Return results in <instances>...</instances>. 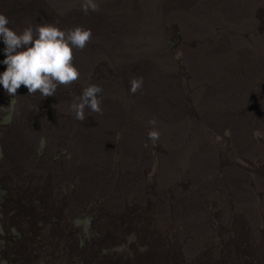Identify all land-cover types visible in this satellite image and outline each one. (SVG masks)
Returning <instances> with one entry per match:
<instances>
[{"label": "rangeland", "instance_id": "obj_1", "mask_svg": "<svg viewBox=\"0 0 264 264\" xmlns=\"http://www.w3.org/2000/svg\"><path fill=\"white\" fill-rule=\"evenodd\" d=\"M126 1L94 0L98 4V10H90L87 13L81 11V17L89 21L85 22L87 27H91L94 23L96 26L99 25L100 30L107 31L104 39L108 41L113 36L111 32L117 33V30L111 25L113 19L106 13V9H110L111 13L115 14V20H122L120 14L122 9H125ZM203 1L205 0H156L152 10L147 12V16L154 29L157 26L161 27L160 41H163L166 35L173 34L169 38L178 46L177 51L181 54L177 55L185 60L190 47L184 39L182 21L186 23V30H193L188 34V41L199 35L205 36L207 40L212 37L214 41L209 46L211 48L205 51V59L208 63H205L203 69V76L209 77L213 74L211 70L215 69L209 53L217 54L223 46L230 49L232 43L226 38L237 35L231 26L221 24L225 18L211 16L216 15L217 9L223 12H242L253 0H206L204 5H201L200 2ZM191 3L192 6L185 12L184 5ZM29 5L32 7L24 9V12L18 5L13 6V12L10 14L13 15L16 23L22 19V25L49 23L48 18L56 12L54 9H49L47 0ZM198 7V12L193 13L192 24L189 13ZM34 9H39L43 13ZM207 15H211L210 22ZM6 16L10 18L9 15ZM68 17L70 24H75L79 12L74 10ZM137 25L138 23L134 21L131 27ZM72 28L71 25H67L61 29ZM254 29L255 26L249 21L244 31ZM260 37L264 39V33L255 36L253 42L257 46L256 55L263 60L264 72ZM216 38L219 40L218 43L215 41ZM116 40L120 46L134 44L139 48V53L146 52L143 40H138V37L132 33H128L125 38L118 35ZM242 40L248 42L249 37L245 36ZM222 44L225 45L221 46ZM261 45L264 46V42ZM137 47L134 48V53L138 52ZM162 50L175 69L173 83L171 85L170 82L169 87L172 86L171 90H175V94L178 93L176 94L178 101L173 96L170 99L164 98L167 80H171L168 73L166 75L170 77L169 79H166L165 75L155 77L154 84L159 82V79H166L159 82L161 84L159 88L146 87L148 80L143 76L152 73L146 70L140 60L121 61L120 64L112 57H108L112 62L109 63L102 58L103 55H99L96 62L94 61V67L97 66L96 69L99 71H110L108 75L106 72L104 75L98 73L96 79L83 76L82 79L74 81V85L69 84L71 89L69 95L55 92L54 96L43 97L37 92L31 96L39 97L44 101L51 97L57 99L73 94L79 96L84 87L95 84L102 89L99 94L102 109L100 113L86 108L85 119L80 121L74 118L70 108L55 109L50 114L52 119H46L47 125H41L40 121L43 117L41 118L40 115L37 116L38 121L25 123L19 118L16 106L10 105L9 112L7 106L0 104V131L11 128V131L18 133L20 125H26L29 132L24 138L25 142L18 147V154L9 147H5V151L0 147V264H170L169 260L175 257L170 251L171 248H174L178 254L186 252L195 257L196 264H264V203H257V211L255 206L250 213L251 215L255 211V215L251 217L241 211L235 196V191L243 189L253 196V201L264 198V190L258 192L255 185L257 178L264 183V164L261 165L262 162L257 161L256 156L249 159L224 153L223 143L216 144L212 151L209 149L208 158L213 156L209 163L205 157H201L200 145L202 136L208 133L207 129L224 131L226 135H229L231 130L222 121L218 125L207 124L210 117L217 114L216 108L208 111L211 108L210 103L201 107L199 115L195 113L206 96L211 93L216 94L223 85L224 76H215L209 87L205 84L204 78L200 77L197 67L192 69L193 74L186 69L180 71L176 57L167 49L162 48ZM88 54V59H92L91 48ZM147 59L153 61L150 57ZM159 67L168 71V68L162 67L161 63ZM117 68L119 69L116 72ZM258 77L259 74L253 73L249 78ZM136 78L142 80V85L138 88L141 92L140 96H136L137 91L135 93L130 91L131 82ZM195 82L203 85L200 92L196 93L191 86V83ZM248 82L255 84L252 80ZM22 88L28 91L25 86ZM247 91L248 96L244 102H251L248 88ZM143 93L151 96V104L162 107L158 111L141 112L142 108L147 106L145 102H148L141 101ZM124 100L128 102L126 105L128 108L123 106L121 101ZM137 101L140 103L136 104ZM29 105L30 103L26 102V108ZM165 105L169 110L162 109ZM26 108L24 115L30 118ZM136 112L143 115L144 124L148 129L145 130V134L141 133L139 136L126 139L121 133L122 130L116 126L119 122L125 121V124L129 125L137 117L141 119V116L135 114ZM150 120H154L155 124H150ZM30 125H38V128L35 129ZM186 127L189 128V132L185 131ZM150 131H156L159 138H151ZM56 135H59L58 140L54 139ZM45 140L49 148L41 152ZM37 142L40 144L38 151L43 155V165L51 163L54 154V159L66 157L65 160H71L74 157L70 155L75 153L77 148L84 152L90 149L93 159L96 160L108 158L106 163L108 168L103 170L111 176L119 177L123 174L124 177L126 162L130 173H126L124 183L119 186L125 189L126 196H130L124 200L123 191L117 188L113 192L117 196V201L112 199L117 203H112L109 199L107 203H103L100 201L99 191L94 195L93 192L87 195L78 191L69 203L65 202L63 199L65 192L53 191L52 187L48 186V181H53V178L47 179L41 175L32 178L23 170V157L29 154L22 152V148L32 147L34 151ZM229 145L230 140L227 146ZM10 153L15 157L18 155L22 161L21 165H18L19 170L13 173L7 162L14 159L10 158ZM155 153H159L165 159L168 158L163 167L165 169L167 165L169 169L159 170V165L154 159ZM188 155L195 157L194 162L190 159L188 162L187 159L188 164H182L181 160H186ZM27 163L30 164V160H27ZM95 168L100 170L97 163ZM95 168L92 164H88L85 168H69L57 164L52 170L58 174L72 173L68 179L76 176L83 179V175L89 177L103 171L96 173ZM232 168L236 169V173L231 174ZM80 171L82 172L78 173ZM145 175H149L153 180V187L156 186L155 189L150 187L151 192L146 188ZM130 182L133 184L131 189L128 188ZM209 183L211 185L209 191H200L202 184ZM84 187L86 189L91 187L89 178H85ZM180 203H186V206ZM245 206L251 208L252 203H245ZM199 212V217L205 221L195 227L185 228L186 218L193 219ZM182 216H185V219H179ZM200 225L218 227L217 236L212 237L205 247L201 245L205 241L203 234L196 230ZM168 232L171 236H179V239L170 237L166 239L165 233ZM188 232L192 233V239H186ZM221 232L226 233L230 240L227 238L217 240L223 235Z\"/></svg>", "mask_w": 264, "mask_h": 264}, {"label": "clouds", "instance_id": "obj_2", "mask_svg": "<svg viewBox=\"0 0 264 264\" xmlns=\"http://www.w3.org/2000/svg\"><path fill=\"white\" fill-rule=\"evenodd\" d=\"M39 1L40 0H0V104L5 105L8 108L10 105L16 106L19 118L25 123L38 121L37 116L40 115L41 118L43 117L40 121L41 125H47L46 119H52L50 114L55 109L62 108H70L74 113V118L80 121L85 119L84 110L86 108L92 112L100 113L102 109L100 107L99 94L102 89L99 85L95 84H90L84 87L79 96L73 94L66 98L60 97L55 99L51 97L48 98L47 101H44L39 97L35 98L31 96V94L37 92L43 97L54 96L55 92L62 93V95H64L63 93L69 95V91H71L69 84L82 79L83 76L96 79L98 73L104 75L106 72L108 75V72L110 71H99L96 69L97 66L94 67V61L96 62L99 55H103L102 58L109 63L112 62L108 60V57H112L114 61L116 60L120 64L121 61L128 62L133 59L140 60L146 70L152 73L143 76L148 80L146 87L154 88L155 77L163 76L167 73L171 76L170 82L172 85L175 69L172 62L162 50L163 48L164 50L167 49L172 56L176 57V62H179L180 71H185L186 69V71H190L193 74L192 69L197 67L200 77L204 78L205 84L209 87L216 78L215 76H224L222 81L223 85L219 87L216 94L211 93L209 96H206L203 104L196 108L195 113L199 115L201 107L210 103L209 107L211 108L208 111L216 108L217 114L211 116L207 121V124L212 123L218 125L220 121H222L231 130L229 135H226L224 131L207 129L208 133L204 137L202 136L200 145L201 157H205L209 163V160L213 157L208 158L209 149L212 151L216 144L223 143L225 147L223 149L224 153L236 154L237 156H241V158L249 159L256 156V160L261 161V165L264 164L263 60L256 55L257 46L253 42L255 36L264 33V0H253L251 5L242 12L227 14L217 11L215 16H206L209 19V22L211 21L210 16L212 18H225L224 22L221 24L231 26L233 32L237 34L235 37L232 36L226 38L232 43L230 49L223 46L225 44H222L221 46H223V48L219 53H209L212 64L215 67V69L211 70L213 71L212 76L209 77L203 76V69H205V63H207V60L205 59V51L211 48L209 46L212 45L214 41L213 38L211 37L207 40L205 36L199 35L192 41H188V34L193 30H186V23L185 21H182L185 34L184 39L186 43H188L190 49H188L189 52L186 53V60L181 56H178L177 54H181L177 51L178 46L175 42L171 41V38H169L173 34L166 35L163 41H160L162 33L161 27L157 26L156 29H154L153 24L148 20L147 12L149 13L152 10L156 0H127L126 3H124L125 9H122L120 14L122 20H115V14L111 13L110 9H106V13L113 19L111 25L115 26L114 28L117 30V33L111 32L113 36L112 38H109L108 41L104 39V35L107 31L100 30L99 25L96 26L92 22L93 25L87 27L85 22L89 21L85 17H81V11L87 13L90 10H98V4L95 3L94 0H47L49 9H54L56 11L52 17L48 18L49 23H29L27 25H22L23 19L17 23L13 20V15H11L10 12H13L14 5H18L24 12V9L32 7L29 5L30 3L37 4ZM191 6L192 3L185 4L184 11L187 12ZM74 10L79 12V18L75 24H70L68 15ZM198 10L199 7L189 13L191 23L194 18L193 13L198 12ZM34 11L43 13V11L39 9H34ZM6 15H9L10 18ZM134 21H136L138 25L132 28L131 25ZM249 21L253 23L255 29L244 31V28ZM67 25H71L73 28L67 30L61 29ZM179 30L182 33V30ZM128 33L136 35L138 40H143L145 44L144 50H146L145 54L139 53L137 45L128 44L120 46L117 43L116 36L121 35L125 38ZM245 36L249 37L248 42L242 40ZM215 41L218 43L219 40L216 38ZM136 47L138 48V52L134 53L133 50ZM90 48L92 50V59H88ZM218 48L220 49V47ZM148 57L152 58L153 61H149L147 59ZM198 61L200 62L197 64ZM159 63H161L162 67H167L168 71H164L160 68ZM100 65L101 64H99V66ZM138 65L140 64L138 63ZM119 68L122 69V66ZM119 68L115 69V71L117 72ZM253 73L259 74V77L257 79L249 78ZM124 76L125 75L123 74V79ZM250 80L256 85L248 82ZM170 82L166 85L164 98L167 99L168 97L170 99L171 96H173V98L178 101L176 94L171 90L172 87L169 88ZM81 84H79V86ZM141 85L142 80L133 79L130 85V91L135 93ZM23 86H25L28 91H24L22 88ZM191 86L196 93L200 92L203 87L202 84L196 82L191 83ZM246 86L249 90L251 102H244L248 96ZM26 102L30 103L27 108ZM121 102L125 108H128L126 107L128 104L127 101L124 100ZM145 103L150 104L148 102ZM25 108L26 113L30 118H26L24 115ZM10 111L11 109L9 108V112ZM135 114L141 116V119L137 117L136 120L129 125L127 123L125 124V121L119 122L118 126H116L122 130L121 133L126 139L139 136L141 133L145 134V130L148 129V126L144 124L143 115L140 113ZM208 118L206 117V119ZM149 123L155 124V121L150 120ZM131 124L134 126H130ZM3 125L5 124H2V126ZM30 126L35 129L38 128V125ZM185 131L189 132V128L186 127ZM27 134H29V132L26 125H20L18 133L11 131V128L1 130V149L5 151L4 148L9 147L11 150H16L18 154V147L25 142L24 138ZM149 135L151 138L158 137L156 131H150ZM241 136H246V142L242 139L237 144L236 139ZM54 139L58 140L59 135H56ZM75 139L76 138L74 137V140ZM229 140L230 145L227 146ZM39 145L40 144L37 142L34 151L32 147L22 148V152L29 154L23 157V170L32 178H36L38 175L47 179L53 178V181H48V186H51L53 191L65 192L63 196L65 202L69 203L78 191L87 193V195L92 192L94 195L96 191H99V194H101L100 201L103 203H107L108 199L110 201H112V199L117 201V196L113 193L117 188L123 191L124 200L130 196H126L125 189L119 186L124 183V179L127 176L126 173H130V169L125 161L124 170L126 173L124 174V177L123 174L119 177L111 176L107 171H104L103 169L108 168L106 166L108 158L103 160L93 159L90 149L84 152L82 149L77 148L76 152L70 155H73L74 157L71 160H65L66 157L63 159H54V154L53 161L43 165V155L38 151ZM48 148L49 146H47V141L45 140L41 152ZM176 149L178 154V146ZM10 158H14L9 161L7 160L8 167L11 173H13L19 170L18 165L20 166L22 161H20L18 155L15 157L12 153H10ZM154 159H156V164L159 165L160 171L169 169L167 168V165L165 169L163 167V164L168 161V158L165 159L164 156L155 153ZM187 159L188 162L189 159L194 162L195 157L188 155ZM187 159L184 160V162H187ZM27 160H30V164L27 163ZM188 162L184 164H188ZM96 163L100 166V170L95 168ZM57 164L69 168H85L88 164H92L96 173H99L101 170L103 171L98 175L94 174L89 177L83 175V179L78 176L68 179L72 173L58 174L53 172L52 168ZM81 172L82 171L78 173ZM230 172L231 174L234 172L236 173V169L232 168ZM99 175L101 178H99ZM149 177V175H145V185L147 184L146 188L151 192L150 187H153V180ZM85 178H89L90 180L91 187L88 189L84 187ZM262 183L263 181L260 178L256 179L255 185L257 186L258 192L264 190V183ZM181 185L183 186L184 183ZM132 187L133 184L130 182L128 188L131 189ZM153 188L155 189L156 186ZM210 188V183L208 185L202 184L200 191L207 192ZM144 192L146 193L145 189ZM160 192L162 194V189H160ZM235 196L240 202L241 211L251 217H254L255 211H257V203H264V198L262 200L256 199V201H253V196L243 189L235 192ZM115 201H112V203H117ZM151 202L154 203L153 201ZM245 203H252V207H246ZM180 205L186 206V203H180ZM255 206V211L250 215ZM199 215L200 212L196 213L193 219L190 217L186 218L187 226L184 227H195L196 225L203 223L205 220L202 217H199ZM179 219H185V216H182ZM216 228L218 227L201 225L197 227L196 230L201 232L205 239L201 244L202 246L205 247L206 243L212 237L217 236ZM223 233L224 232H221V234ZM226 235V233L223 234L217 240L222 238L230 240V237ZM165 236L166 239L169 237L179 239V236H171L169 232L165 233ZM186 239H192L191 232H188ZM164 246L166 248V245ZM163 250L165 249L163 248ZM170 251L175 255V257L169 260L170 264H196L197 262L195 257L186 252L178 254L174 248H171Z\"/></svg>", "mask_w": 264, "mask_h": 264}, {"label": "bare ground", "instance_id": "obj_3", "mask_svg": "<svg viewBox=\"0 0 264 264\" xmlns=\"http://www.w3.org/2000/svg\"><path fill=\"white\" fill-rule=\"evenodd\" d=\"M206 1V0H205ZM205 1H203V2H200L201 3V5H204V3H205ZM216 11H220L219 9H217ZM221 12H223V11H221ZM119 13V12H118ZM223 13H227V14H231V13H233V12H223ZM120 14V13H119ZM261 38V37H260ZM264 42V39H262L261 38V40H260V43H259V45H260V51H261V53H262V56L264 57V46L263 45H261L262 43ZM208 57V56H207ZM208 63V62H207ZM167 75H170L169 73L167 74ZM167 75H165V77L167 76ZM171 77V76H170ZM170 77H166V79H169ZM137 79V78H136ZM166 79H164V80H166ZM164 80H162V79H159V82H162V81H164ZM158 81H157V83L156 84H154V87L156 88H159L160 86H161V84L159 83ZM167 82L169 83L170 82V80H167ZM144 83V82H143ZM170 85V84H169ZM170 87H172V86H170ZM169 87V88H170ZM144 88V87H143ZM205 88V87H204ZM150 89V88H149ZM146 90V89H145ZM154 90V89H153ZM142 91V90H141ZM175 91V90H174ZM204 91H205V89H204ZM211 91V90H210ZM143 92V91H142ZM141 92H140V89H138L137 90V92H136V96H140L141 94H140ZM176 94H178V93H176ZM201 94V93H200ZM203 94V93H202ZM203 96H205V95H203ZM172 97V96H171ZM201 97H202V95H201ZM136 99H138V98H136ZM201 99V98H200ZM203 99V98H202ZM143 100H146V101H148L150 104H147V103H145V104H147V106H146V108H142V112H145V110H147V112L149 113L150 111H158V109L159 108H161L162 106L161 105H156V104H151V96H147L145 93H143V95L141 96V101H143ZM158 102V101H157ZM199 102V101H198ZM140 102L139 101H137L136 102V104H139ZM202 103V102H201ZM141 105V104H140ZM135 106V105H134ZM137 106V105H136ZM119 108V107H118ZM109 109V108H108ZM162 109H164V110H169L168 109V107L165 105ZM161 109V110H162ZM175 110V109H174ZM173 112V111H172ZM137 113V112H136ZM147 115V114H146ZM169 116V115H168ZM172 116V115H171ZM163 118H165V117H163ZM168 119H169V117H168ZM130 121V120H129ZM165 121V120H164ZM168 121V120H167ZM166 121V122H167ZM169 122V121H168ZM159 123H161V122H159ZM158 124V123H157ZM165 125V124H164ZM160 126V125H159ZM156 127V126H155ZM162 127H165V126H162ZM163 130V129H162ZM167 131V130H166ZM167 135H168V132H167ZM245 138H246V136H241V137H239L238 138V142H237V144L243 139L245 142H246V140H245ZM75 144V143H74ZM193 148V147H192ZM175 153V152H174ZM187 159V158H186ZM181 163L182 164H184V163H186V162H184V159L183 160H181ZM171 165V164H170ZM184 166V165H183ZM184 167H186V166H184ZM178 170V169H177ZM169 173V172H168ZM167 176V175H166ZM164 178V177H163ZM168 180V179H167ZM164 181V180H163ZM169 182V181H168ZM171 184V183H170ZM236 192V191H235ZM240 203V202H239ZM240 223V222H239ZM245 228V227H244ZM200 234V233H199ZM233 242V241H232ZM240 243V242H239ZM241 246V245H240ZM236 247V246H235ZM242 247V246H241ZM231 250V249H230ZM234 250H236L235 248H234ZM239 251V250H238ZM236 252V251H235ZM236 253H239V252H236Z\"/></svg>", "mask_w": 264, "mask_h": 264}]
</instances>
